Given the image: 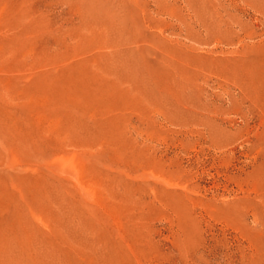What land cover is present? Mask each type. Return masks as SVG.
Returning a JSON list of instances; mask_svg holds the SVG:
<instances>
[{
	"label": "rangeland",
	"instance_id": "1",
	"mask_svg": "<svg viewBox=\"0 0 264 264\" xmlns=\"http://www.w3.org/2000/svg\"><path fill=\"white\" fill-rule=\"evenodd\" d=\"M0 264H264V0H0Z\"/></svg>",
	"mask_w": 264,
	"mask_h": 264
}]
</instances>
